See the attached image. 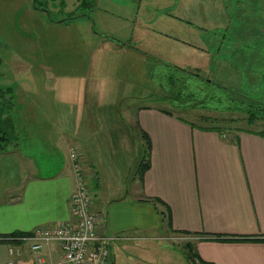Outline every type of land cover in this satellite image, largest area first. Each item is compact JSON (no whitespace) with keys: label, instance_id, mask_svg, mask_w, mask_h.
<instances>
[{"label":"rangeland","instance_id":"obj_1","mask_svg":"<svg viewBox=\"0 0 264 264\" xmlns=\"http://www.w3.org/2000/svg\"><path fill=\"white\" fill-rule=\"evenodd\" d=\"M80 3L54 0L46 5V12L32 0H0V87L12 89L11 115L18 125L22 115L28 117L27 108L33 109L36 121L40 114L34 106L48 105L44 131L51 137L64 125L59 116L68 113L53 101L77 104L79 111L72 109L70 118L87 115L92 103L107 105L101 113L112 121L105 124L108 133H102L109 137L98 140V157L104 167L136 176L144 143L129 114L139 107L166 106L154 99L161 94L154 60L212 82L215 95L225 94L215 86L224 87L226 94L238 92L264 105V0ZM120 44L136 50H125ZM193 111V116L235 119L231 126L242 129L261 126L247 127L240 113ZM189 119L195 122L194 117ZM74 120L66 121L71 127ZM96 130L91 127L87 132L94 135ZM17 140L12 147L18 146ZM37 161L47 165L43 157ZM158 235L129 241L114 264H190L181 246L187 242L192 249L193 237Z\"/></svg>","mask_w":264,"mask_h":264},{"label":"crops","instance_id":"obj_2","mask_svg":"<svg viewBox=\"0 0 264 264\" xmlns=\"http://www.w3.org/2000/svg\"><path fill=\"white\" fill-rule=\"evenodd\" d=\"M53 102L68 113L59 116L64 125L51 137L44 131L48 105L34 106L40 114L36 121L30 107L21 125L12 118L18 146L0 155V238L69 219L74 183L68 150L74 149L89 189L90 211L100 217L99 232L129 239L110 246L106 264H114L129 241L158 234L178 237L176 232L195 234L187 236L194 241L193 264H264V138L200 131L155 107H139L129 115L140 138L142 133L147 137V168L141 173L138 166L131 176L104 167L98 157V140L109 137L102 133H108L105 124L112 121L101 113L107 105L92 103L87 115L70 118L72 109L79 111L77 104ZM70 119H75L71 127ZM91 127L96 134L87 132ZM41 157L46 166L37 161ZM8 245L0 242V264H34L27 244H10L19 249V257L7 254ZM40 255L58 261L57 245H48Z\"/></svg>","mask_w":264,"mask_h":264},{"label":"trees","instance_id":"obj_3","mask_svg":"<svg viewBox=\"0 0 264 264\" xmlns=\"http://www.w3.org/2000/svg\"><path fill=\"white\" fill-rule=\"evenodd\" d=\"M54 0H32L33 5L38 8L45 9L48 3ZM86 5V0H81L80 5ZM124 46V44H120ZM158 66L156 71V78H158L156 86L160 89L161 94H155L156 101H162L166 106L158 109L161 113L167 116H173L176 120L187 124L192 129L200 131H215L219 134L229 132H245L257 135L264 138V105L258 104L256 101L246 99L238 92H231L233 95L226 94L227 89L224 87H217L218 92H225L223 96L213 94L212 82L201 81L195 74L154 60ZM158 76V77H157ZM12 89L10 87H0V155L8 153V150L15 145L17 136L14 131L12 122ZM224 101L225 105L221 102ZM215 104L216 106L212 105ZM222 104V105H221ZM146 107V106H144ZM196 111H214L224 113H240L243 114L244 124L255 126L261 124L259 130L242 129L231 126L234 124L235 119H226L224 117H210L204 115L193 116L191 113ZM194 117L195 122L189 121V118ZM197 123V124H196ZM141 138L144 143V156L140 162L139 170L142 173L147 168L145 160V152L148 149L147 137L142 133ZM182 236L195 235L185 232H176ZM20 234L13 233L9 237L17 236ZM6 237V236H5ZM206 240L219 241L218 238L210 236L204 237ZM178 248L177 246H175ZM180 249V248H179ZM184 258L187 263H192L194 253L192 252L191 245L184 243L181 246ZM111 264V263H110Z\"/></svg>","mask_w":264,"mask_h":264},{"label":"built area","instance_id":"obj_4","mask_svg":"<svg viewBox=\"0 0 264 264\" xmlns=\"http://www.w3.org/2000/svg\"><path fill=\"white\" fill-rule=\"evenodd\" d=\"M68 159L73 176V191L68 198L69 219L47 227H39L26 234L2 237L0 242L7 243V254L19 257L20 251L10 244H27L29 252L35 254L34 264H106L109 248L122 240L120 236L100 233V217L91 213L89 189L82 172L79 154L68 150ZM58 247L59 259L46 260L40 255L43 248L50 244ZM6 264H12L10 261Z\"/></svg>","mask_w":264,"mask_h":264}]
</instances>
